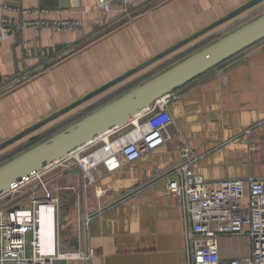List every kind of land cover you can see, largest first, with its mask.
Returning a JSON list of instances; mask_svg holds the SVG:
<instances>
[{
	"label": "crops",
	"instance_id": "0c3cea01",
	"mask_svg": "<svg viewBox=\"0 0 264 264\" xmlns=\"http://www.w3.org/2000/svg\"><path fill=\"white\" fill-rule=\"evenodd\" d=\"M250 1L122 0L111 13H104L94 0H0V20H8L14 27L0 41V145ZM262 6L264 3L205 32L42 127L67 121L170 62L196 53ZM63 20L74 21L78 27L62 32L52 26L27 24ZM173 94L169 106L172 139L162 147L115 172L100 165L97 181L87 193L83 192L80 168L57 166L45 173L49 188L63 182L59 193H70L78 200V213L67 224L71 237L80 232L78 250L64 252L91 250V260L83 264L189 263L185 199L168 188L180 162L177 145L181 141L192 148L194 171L207 181L264 179V40ZM26 136L32 132L15 142ZM81 192L85 193L83 200ZM27 194L15 201L11 196L1 198L0 209L29 206L31 196ZM37 195L42 197V192ZM63 232L58 215L60 249ZM251 247L246 236L219 238L222 259L249 257Z\"/></svg>",
	"mask_w": 264,
	"mask_h": 264
},
{
	"label": "built area",
	"instance_id": "2783aa9c",
	"mask_svg": "<svg viewBox=\"0 0 264 264\" xmlns=\"http://www.w3.org/2000/svg\"><path fill=\"white\" fill-rule=\"evenodd\" d=\"M94 1L101 11L111 13L122 0ZM27 24L37 28L52 26L62 32L78 27V23L67 20ZM13 31L14 27L8 20H0V41ZM173 100V93L163 96L126 125L78 150L76 154L79 155H70L54 166L61 164L67 170L73 166L81 168L83 187L87 193L97 181L95 172L100 165H104L108 172L118 171L124 164L138 161L172 139L169 127L173 120L169 106ZM98 142L102 145L83 155L82 152ZM177 149L180 162L173 169L168 188L171 194L185 199L188 264H264V179L250 177L246 180L207 181L194 171L196 159L190 145L181 141ZM71 157L76 158L75 163L68 162ZM49 169L36 173L0 197L11 196L15 201L26 197L27 193L31 196L29 206L0 209V264H70L91 260V250L87 253L61 252L57 234L60 201L52 197L44 179ZM31 180L32 187L26 189ZM39 191L42 197H38ZM90 220V217L86 218L87 222ZM223 236L249 237L251 255L240 259H222L219 238Z\"/></svg>",
	"mask_w": 264,
	"mask_h": 264
},
{
	"label": "water",
	"instance_id": "95a60500",
	"mask_svg": "<svg viewBox=\"0 0 264 264\" xmlns=\"http://www.w3.org/2000/svg\"><path fill=\"white\" fill-rule=\"evenodd\" d=\"M263 1L252 0L246 3L204 31L182 41L141 66L96 89L79 101L44 120L42 123L6 141L0 145V150L81 103L103 93L121 80H124L174 50L179 49L205 32L237 17ZM263 39L264 14L2 165L0 167V197L36 173L51 168L59 161L69 157L73 152L92 144L102 136L126 125L163 96L173 93L178 87L214 69L221 63L231 59Z\"/></svg>",
	"mask_w": 264,
	"mask_h": 264
},
{
	"label": "rangeland",
	"instance_id": "374dc122",
	"mask_svg": "<svg viewBox=\"0 0 264 264\" xmlns=\"http://www.w3.org/2000/svg\"><path fill=\"white\" fill-rule=\"evenodd\" d=\"M263 3H264V1L259 3V4L263 5ZM262 8H264V6H262ZM260 9H261V7H260ZM254 13H255V11H254ZM249 15H251V14H249ZM242 19H244V18H242ZM176 60H178V59H176ZM176 60H174L170 63H174ZM141 80H143V79H141ZM141 80L139 82H142ZM131 85H128L127 87L123 88L122 90L115 92L114 94H112L111 96L106 98L104 101L100 102L99 105L118 98V96H120V94L122 92H124V89L127 90L128 87L130 88ZM97 105H95V106L97 107ZM95 106H93L92 108H90L86 111L78 112V113L74 114L73 116H71L67 121H63L59 124L58 123L53 124L52 126H49L46 129L43 128L44 126L43 127L41 126V127L37 128V130L32 131V136H26L22 140L13 143L12 146L7 147L5 150L0 151V167L2 165L6 164L7 162L13 160L14 158L18 157L19 155L25 153L26 151L32 149V147L36 146L37 144L43 143L45 140H47L51 136L53 137L54 134L56 135L59 132L65 130L66 128L69 127V124L73 123L75 120H80L83 117H85L86 115L90 114L94 110ZM100 145H102V143H100V142L94 144L93 146H91L90 148H88L84 152H82L83 155H87L90 151H92L93 149L97 148ZM78 155H79V153H78ZM81 157H83L82 154H81ZM68 162L70 164L75 163L76 158L71 157L70 159H68ZM58 166L61 167L62 165L59 164ZM53 167H57V166H53ZM73 168H79V167L73 166L70 168V170ZM47 172L48 171H46V173ZM54 172H55V170L52 173H54ZM52 173H50L48 175H51ZM95 175H96V177H98L96 172H95ZM60 178L62 179V176L58 177L57 180H61ZM31 183H32V180L30 181V183L28 185H26L25 188L30 187ZM82 185H83V180H82ZM63 186H64L63 182H60L58 184L54 183V184H51V186H50V191H51L52 197H57L59 195L62 197V198H60L61 199V206L59 207V210H58L59 211L58 215L60 216V222L63 223V226H64V232H63L64 240L62 242L61 252H64V251L75 252L78 250L77 246L79 244V239L81 237L80 232H77L76 234H74L73 237H71L67 224L71 225L70 223L72 222V220L75 218L76 214L78 213V204H77L78 200H76V196H72L70 193L65 194V192H64L61 195L58 191V188L63 187ZM83 192H85V191H83ZM85 193L83 194L81 192L82 200L84 198ZM66 195H68V196H66ZM26 197H28V195ZM16 200H20V198H18ZM68 220H70V221H68ZM70 237H71V239H70ZM28 240L29 241L31 240L30 236L28 237ZM64 241H66V242H64ZM28 257H30V250L28 251ZM83 262L84 261H73V262H70V264H83ZM64 263L67 264V262H64ZM7 264H17V263L16 262H8Z\"/></svg>",
	"mask_w": 264,
	"mask_h": 264
},
{
	"label": "trees",
	"instance_id": "16d2710c",
	"mask_svg": "<svg viewBox=\"0 0 264 264\" xmlns=\"http://www.w3.org/2000/svg\"><path fill=\"white\" fill-rule=\"evenodd\" d=\"M263 14H264V8H261V9H259L258 11H256L255 13L249 15L248 17L242 19L240 22H238V23H236L235 25H233L230 29H227L226 31H224L221 35H219V36L216 37L215 39L211 40V41H210L209 43H207L206 45L202 46V48H199V50H202V49L206 48L207 46L211 45V43H214V42L218 41L219 39H221V38H223L224 36L230 34L231 32L235 31L236 29H238V28L244 26L245 24L251 22L252 20H254V19L260 17V16L263 15ZM263 40H264V39H263ZM263 40H262V41H263ZM262 41H260V42H262ZM260 42H258L257 44H255V45L249 47L248 49L244 50L243 52L237 54L236 56L232 57L231 59H229V60H227V61L221 63L220 65H218V66L215 67V68L221 67V66H223L224 64L230 63L231 61L237 59L240 55L244 54L246 51H248V50H250L251 48H253L254 46L258 45ZM197 50H198V49H197ZM199 50H198L197 52H199ZM197 52H196V53H197ZM193 54H195V53H193V52L188 53V54H186V55L180 57V58H179L178 60H176L174 63H170V64H168V65H165L163 68H161L160 70H158L154 75H151V76H149V77H147V78L141 80L142 82H139V81H138V82H136V83H133V84L130 86V88H129V87H128V89L126 88L127 90L124 89V92H122V93L120 94V96H118V98L121 97L122 95H124L125 93L129 92L130 90L134 89L135 87H137V86H139V85H142V84L146 83L147 81L151 80V79L154 78L155 76H157V75H159L160 73L164 72L165 70H167V69L173 67V66L176 65L177 63L183 61L184 59L188 58L189 56H191V55H193ZM215 68H214V69H215ZM0 91H3V87H1V90H0ZM118 98H116V99H118ZM113 99H114V98H113ZM114 100H115V99H114ZM103 101H104V100H103ZM112 101H113V100H111V101H109V102H105V103L100 104V105L98 104L97 107L95 106L96 108L94 107V110H93L91 113L95 112V111L98 110L99 108L103 107L104 105H106V104H108V103H110V102H112ZM91 113H90V114H91ZM88 115H89V114H88ZM88 115H86V116H88ZM86 116H85V117H86ZM85 117H83V118H85ZM83 118H82V119H83ZM80 120H81V119H80ZM80 120H75L73 123L69 124V126H71L72 124H74V123H76V122H78V121H80ZM54 135H55V134H54ZM51 137H52V136H51ZM51 137H50V138H51ZM48 139H49V138H48ZM48 139H47V140H48ZM45 141H46V140H45ZM37 145H39V144H37ZM37 145H36V146H37ZM34 147H35V146H34ZM32 148H33V147H32Z\"/></svg>",
	"mask_w": 264,
	"mask_h": 264
},
{
	"label": "bare ground",
	"instance_id": "6f19581e",
	"mask_svg": "<svg viewBox=\"0 0 264 264\" xmlns=\"http://www.w3.org/2000/svg\"><path fill=\"white\" fill-rule=\"evenodd\" d=\"M106 135H107V134H106ZM106 135H105V136H106ZM102 137H103V136H102ZM76 153H77V151H76V152H73L71 155L76 154ZM104 153H105V152H104ZM76 155H78V154H76Z\"/></svg>",
	"mask_w": 264,
	"mask_h": 264
}]
</instances>
